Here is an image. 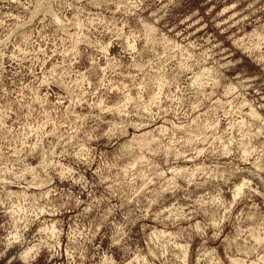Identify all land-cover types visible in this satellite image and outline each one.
<instances>
[{
	"label": "clouds",
	"instance_id": "obj_1",
	"mask_svg": "<svg viewBox=\"0 0 264 264\" xmlns=\"http://www.w3.org/2000/svg\"><path fill=\"white\" fill-rule=\"evenodd\" d=\"M0 264H264V0H0Z\"/></svg>",
	"mask_w": 264,
	"mask_h": 264
}]
</instances>
